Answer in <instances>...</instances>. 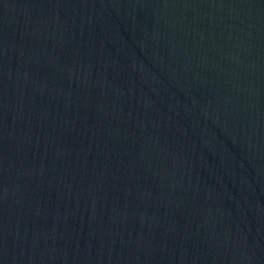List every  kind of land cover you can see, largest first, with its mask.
<instances>
[{
	"label": "water",
	"instance_id": "1",
	"mask_svg": "<svg viewBox=\"0 0 264 264\" xmlns=\"http://www.w3.org/2000/svg\"><path fill=\"white\" fill-rule=\"evenodd\" d=\"M0 264H264V0H0Z\"/></svg>",
	"mask_w": 264,
	"mask_h": 264
}]
</instances>
